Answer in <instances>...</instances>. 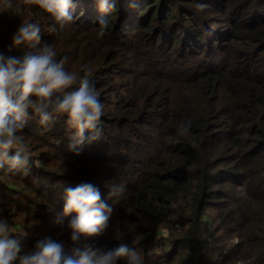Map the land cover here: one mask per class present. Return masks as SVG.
<instances>
[{
  "label": "trees",
  "instance_id": "1",
  "mask_svg": "<svg viewBox=\"0 0 264 264\" xmlns=\"http://www.w3.org/2000/svg\"><path fill=\"white\" fill-rule=\"evenodd\" d=\"M72 14L49 32L54 21L34 3L0 11V52L28 51L10 47L11 35L35 20V47L53 44L68 70L86 65L104 103V137L79 151L63 116L21 130L41 164L0 171V214L20 225L10 238L21 252L51 238L66 248L126 243L144 264H264V0H118L110 15L76 0ZM80 183L113 211L102 233L72 242L63 191Z\"/></svg>",
  "mask_w": 264,
  "mask_h": 264
},
{
  "label": "clouds",
  "instance_id": "2",
  "mask_svg": "<svg viewBox=\"0 0 264 264\" xmlns=\"http://www.w3.org/2000/svg\"><path fill=\"white\" fill-rule=\"evenodd\" d=\"M33 3L54 21L49 32H62L74 20L76 0H24L29 6ZM117 3L118 0H95L97 10L109 15L117 10ZM24 4L0 0V11L22 14ZM108 25L107 16L101 15L97 38L103 39ZM41 31L39 22L23 18L11 35L10 47L27 46L29 50L19 56L0 52V171L10 175H26L33 165L41 164L21 131L32 118L49 129L57 117L63 116L70 150L79 151L78 146L85 142L104 137V103L89 78L90 69L86 65H80L79 70L66 69L65 58H58L53 44L35 47L41 40ZM188 127L189 122H181L179 130L183 133ZM109 187L115 195L124 190L121 183L113 182ZM63 201L62 215L75 213L68 222L72 242L100 234L108 226L113 209L101 200L95 185L66 187ZM19 226L0 214V264H117L121 258L126 264H144L143 254L126 243L110 249L75 243L66 248L63 241L45 238L34 248L21 252V246L10 238ZM154 252L155 249L150 250L149 255Z\"/></svg>",
  "mask_w": 264,
  "mask_h": 264
},
{
  "label": "rangeland",
  "instance_id": "3",
  "mask_svg": "<svg viewBox=\"0 0 264 264\" xmlns=\"http://www.w3.org/2000/svg\"><path fill=\"white\" fill-rule=\"evenodd\" d=\"M237 264H244V263H242L241 261H238Z\"/></svg>",
  "mask_w": 264,
  "mask_h": 264
}]
</instances>
